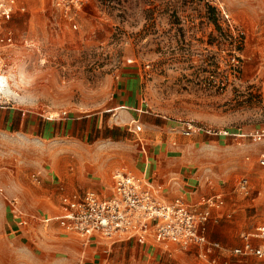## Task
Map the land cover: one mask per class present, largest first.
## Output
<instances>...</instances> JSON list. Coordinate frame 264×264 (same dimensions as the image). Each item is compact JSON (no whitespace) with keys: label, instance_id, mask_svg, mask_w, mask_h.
<instances>
[{"label":"rangeland","instance_id":"obj_1","mask_svg":"<svg viewBox=\"0 0 264 264\" xmlns=\"http://www.w3.org/2000/svg\"><path fill=\"white\" fill-rule=\"evenodd\" d=\"M152 1L161 8L146 12ZM128 80L142 106L118 119L114 98ZM9 108L24 119L80 122L79 132L9 128ZM263 130L264 0H78L67 10L16 0L0 21V264H140L130 242L99 240L95 251L39 217L74 191L108 194L117 170L156 173L159 151L202 195L226 194L211 229L232 255L264 222V139L254 138ZM243 177L249 195L236 189ZM14 217L28 221L23 236L8 233ZM157 252L155 264H207L176 245Z\"/></svg>","mask_w":264,"mask_h":264},{"label":"built area","instance_id":"obj_2","mask_svg":"<svg viewBox=\"0 0 264 264\" xmlns=\"http://www.w3.org/2000/svg\"><path fill=\"white\" fill-rule=\"evenodd\" d=\"M54 2L66 10L78 4V0ZM15 10L16 0H0V21L11 17ZM194 129L195 126L187 123L182 127V134L189 136ZM204 131L208 134L213 132L210 129ZM254 138L264 139V130L255 134ZM259 164L264 168V157L259 159ZM33 178L39 182L37 176ZM250 187L249 179L243 177L237 182L236 189L249 195ZM224 204L225 198L220 192L201 199L196 205H189L182 197L167 201L146 175L117 170L112 175V188L108 197H100L91 190L65 194L61 197L63 213L40 221L44 226L56 221L67 231L85 239L97 237L114 241L135 238L141 244L175 243L182 249L196 248L200 256L207 258L222 250L220 243L208 239L207 228L211 209ZM13 219L18 227L27 226L26 219ZM253 239H264V222L258 224L253 233L243 236V244L234 248L232 255L255 256L264 261V248L255 246ZM210 262L217 264L215 258Z\"/></svg>","mask_w":264,"mask_h":264},{"label":"crops","instance_id":"obj_3","mask_svg":"<svg viewBox=\"0 0 264 264\" xmlns=\"http://www.w3.org/2000/svg\"><path fill=\"white\" fill-rule=\"evenodd\" d=\"M134 83H135L134 81H131V83H130V80H128V82L126 81L124 88L121 89L120 93H117V95L114 98L115 103H114L113 110H120L119 115L117 116L118 119L129 118L130 116L133 115V111H139L140 107L142 106L141 105L142 100H141V95H140L138 84H134ZM7 110H9V111H7L8 121L6 122V124L9 128L14 127L18 130H27V131L31 130L33 133H35V132L39 133V131H41L42 135H44L46 137H50L51 134L58 136V135L63 134V133H65L67 136H70V135L74 136V135H76V132L77 133L79 132L78 128L80 127L79 126L80 122H78V125H76L75 122L66 124V123H55V122L53 123V122H50L48 120L47 121H45V120L40 121V120H36V119L35 120L34 119H24V118L19 117V115H16L14 111H11L12 110L11 108H9ZM5 116H6V114L2 118V122H1L2 125L4 124ZM156 157H157V160H156L157 172L155 173V171H154V173L152 175H149L147 167H145L144 172H141V173H142V175H146V177L149 178L150 182L157 189H159L161 191L162 197L165 200L172 201L173 199H175L177 197H182L183 199H185V201L189 205H196V204L200 203L201 199H205V198H207V197H209V196H211L217 192H220L223 194V196L225 198V204L222 207L211 209V218H210L208 228H207L208 239L211 241L218 242L222 246V244L225 242L224 238H222L221 235L216 236V235L212 234L211 227L213 225H215L219 221V219L222 218V216L224 215L223 209L227 205L226 194L222 191H215L213 194H210L207 196L202 195L201 193H199V189L197 188V186L194 185L196 183V181H194L191 177L183 175L179 171L174 172L173 170H171L169 168L168 163L166 165L163 164V163H165L166 159L168 158L167 155H164L159 151L157 153ZM111 188H112V176H111V185H110L108 194H102V193H99L96 191H94V192L99 194L100 197L105 198V197H108L110 195ZM85 191H87V190H85ZM73 193H82V192L74 191ZM251 193H252V191H251ZM258 198H259L258 196H255L253 200L258 199ZM62 211H63V209H62V206L60 205V209L57 213H55L49 217H43V218L39 217V219L52 218L56 215H60L61 213H63ZM49 224H51L53 226L58 225V227L64 229L56 221H52ZM22 229H23L22 227L17 226L14 219L12 218L11 222H9V232H8L9 235L15 234L14 237L23 236V233H20L22 231ZM64 230L67 231L66 229H64ZM67 232H69V231H67ZM70 233H72V232H70ZM72 234H74V233H72ZM78 237L82 238L80 236H78ZM82 239L85 242L84 245L86 247L94 248L95 251L101 245V241H99V240H103V239H100L97 237H94L92 239H85V238H82ZM105 241H108V243H110L111 245H113L117 242H130V244L132 245V249L134 250V254H133L134 256H135L137 248H138V253H143L142 256L144 259L140 262V264H145V263L155 264V257L158 256L157 249H159V248L161 249L164 247L166 249L170 246V244L180 247L179 245H177L175 243H167L165 245H154L151 243L141 244V243H138L135 238L134 239H116L114 241L105 240ZM256 242L258 243V240H256V239L252 240V243L254 245ZM242 244H243V240L239 246H241ZM92 245H94V246L92 247ZM111 245H110V247H111ZM255 246L264 248V240H263V242H261V244L255 245ZM184 250H186L188 253L195 255L197 258H199L200 260L204 261L207 264H211L210 261H211V259H214V258L217 260V264H238V263H241V260L235 261V258H237V257L232 256L231 254H229V255L226 254V251H225L223 246H222V250L214 252L212 255H210L207 258L200 256V254H199L200 252L196 248H190V249H184ZM251 257H253V256H251ZM240 258L248 260L250 257H240ZM255 258H258V257H255ZM258 259H260V258H258ZM260 260H262V259H260ZM100 263H102V262H97L96 264H100Z\"/></svg>","mask_w":264,"mask_h":264},{"label":"trees","instance_id":"obj_4","mask_svg":"<svg viewBox=\"0 0 264 264\" xmlns=\"http://www.w3.org/2000/svg\"><path fill=\"white\" fill-rule=\"evenodd\" d=\"M149 4L153 5L154 7L152 9L145 10L146 12H153V11L159 10L161 8V6H162V4H157L156 1H152Z\"/></svg>","mask_w":264,"mask_h":264}]
</instances>
